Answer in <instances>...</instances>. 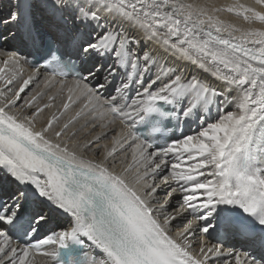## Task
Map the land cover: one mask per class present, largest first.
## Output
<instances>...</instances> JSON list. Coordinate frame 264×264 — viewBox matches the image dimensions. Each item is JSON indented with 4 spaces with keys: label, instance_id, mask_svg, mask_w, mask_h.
<instances>
[{
    "label": "snow or ice",
    "instance_id": "snow-or-ice-1",
    "mask_svg": "<svg viewBox=\"0 0 264 264\" xmlns=\"http://www.w3.org/2000/svg\"><path fill=\"white\" fill-rule=\"evenodd\" d=\"M0 264H264V0H0Z\"/></svg>",
    "mask_w": 264,
    "mask_h": 264
},
{
    "label": "bare ground",
    "instance_id": "bare-ground-1",
    "mask_svg": "<svg viewBox=\"0 0 264 264\" xmlns=\"http://www.w3.org/2000/svg\"><path fill=\"white\" fill-rule=\"evenodd\" d=\"M186 2H191V3H198V4H209V5H217V6H221V5H225V4H231L233 2H239V3H242V4H252L253 3V0H186ZM222 19H225L226 21L228 22H231V23H234L235 25L239 26V27H248V25L244 24L242 22V20H239L237 18H235L234 16H230L229 14H222ZM255 27H259L258 24L256 25H253ZM31 88H35V85H31L30 86ZM47 115V113H45V116ZM43 120L40 121V123H42ZM37 127H39V123L37 125ZM54 228V227H53ZM56 230H59L57 227H56Z\"/></svg>",
    "mask_w": 264,
    "mask_h": 264
}]
</instances>
